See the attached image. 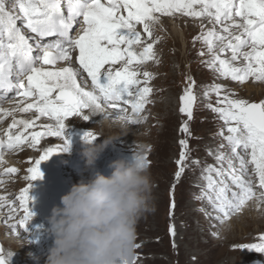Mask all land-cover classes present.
I'll return each instance as SVG.
<instances>
[{
  "label": "snow or ice",
  "instance_id": "1",
  "mask_svg": "<svg viewBox=\"0 0 264 264\" xmlns=\"http://www.w3.org/2000/svg\"><path fill=\"white\" fill-rule=\"evenodd\" d=\"M176 14L198 22L201 31L193 37L194 43L203 45L198 55L207 56L203 63L221 78L240 84L250 79L264 82V0H0V122L12 117L7 129L0 130V187H5L0 209L7 208L6 224L22 210V217L8 225L13 233L26 232L34 216L29 193L32 181L43 178L41 162L69 151L70 140L65 136L69 118L95 123L97 118L112 119L127 126L147 119L142 113L151 103L153 76L139 69L155 60L154 44L159 37L154 39V31L161 17ZM60 62L66 66H58ZM194 87L195 81L189 78L180 97L179 111L189 120L197 99ZM213 94L215 104L209 100L206 106L223 122L218 133L223 142L214 154L219 166L201 169L206 185L196 198L206 199L222 213L215 218L222 220L249 200L264 204V99L249 101L218 84L204 92L205 98ZM6 103L10 107L5 108ZM28 112L36 114L34 119L16 118V113ZM41 117L54 123L37 125ZM36 127L43 131L28 132ZM180 131L189 134L186 121ZM44 136L62 143L29 161L32 166L25 177L29 183L18 195L8 193L6 185L19 169L3 167L5 153H14L25 144L36 148ZM97 138L91 130L82 137L89 143ZM178 143L176 181L186 168L200 164L189 159L187 138ZM142 157L150 167L147 153ZM169 207L171 216L174 200ZM168 231L175 236L174 225ZM259 241L234 247L264 253V234ZM140 247L137 243L136 249ZM12 255L0 247V264H10ZM137 260L136 252L134 264Z\"/></svg>",
  "mask_w": 264,
  "mask_h": 264
},
{
  "label": "rangeland",
  "instance_id": "2",
  "mask_svg": "<svg viewBox=\"0 0 264 264\" xmlns=\"http://www.w3.org/2000/svg\"><path fill=\"white\" fill-rule=\"evenodd\" d=\"M205 24L207 25V21ZM172 28L176 29V32H173ZM200 31L198 22L193 18L179 14L175 17H161V25L154 31V39L159 37L154 44L155 60L148 61L139 69L141 72L148 71L153 76L149 82L152 88L149 97L151 103L146 105L142 113L147 117L143 123L127 126L112 119L102 121L97 118L96 123L79 117L68 119L65 136L69 137L70 148L65 152L66 157H57L58 152L50 159L41 162L40 170L43 178L32 181L29 194L33 198L30 207L34 216L29 223L31 226L26 225L30 233L27 232L23 236V231H20V234L13 235L9 232L8 226L13 220H9L7 225L4 223L5 216H0V247L3 248L4 253L11 252L13 254L11 257L16 256L17 262L12 258L11 264H44L47 253L46 248L43 247L46 246L47 240L53 241L48 231L46 237V230L49 228L48 218L52 208L59 205L60 197L64 194L61 185H65L66 181L72 185L88 180L85 175L89 168L84 172L83 167L86 165L85 157L81 160L84 164L79 165L78 168L74 164V158L77 154H81L79 153L81 149L84 150L88 146L82 137L90 130L98 136L95 144L103 143L105 137L117 138L104 148L107 152L106 156L110 155L115 160L131 159L134 150L140 153L146 152L150 161L154 211L144 214L136 226L137 243L141 245L136 249L137 264H227V262L264 264V253L234 247L260 242L259 237L264 234V204H258L254 199L249 200L239 211L228 218L218 220L215 217L217 215L222 217V213H217L206 199L196 198L201 195V188L206 185V181L201 177V169L205 165H216L214 154L223 142L218 135L223 122L206 106L209 100L215 104L216 96L213 94L210 98H205V90L212 84H218L240 98L259 101L264 99V82L250 79L240 84L221 78L203 63L208 57L198 55L203 45L200 41L194 43L193 37ZM189 78L195 81L193 91L197 97L190 120L179 111L180 97ZM3 106L10 107L7 103ZM87 111L85 110L86 113ZM35 115L34 112L16 113V118L34 119ZM11 120L12 117L5 119L7 125L5 128ZM185 121L189 126L187 135L180 131V126ZM46 123L52 121L46 117L36 121L37 125ZM28 131L30 133L43 129L36 127ZM184 138L188 140L189 159L197 160L200 164L186 168L182 177L176 181L175 161L179 158L180 152L178 142ZM41 142L36 148L25 144L14 153H5V157L12 155L13 160L8 161L3 167L15 166L19 169L18 174L14 175L6 185L8 193L18 195L29 183V180L25 179L29 175L27 169L32 166L29 161L38 159L44 149L62 143L60 139L49 136L42 137ZM61 152L64 154L63 151ZM103 157L105 156L99 157L95 164L99 165L102 174H107L105 170H108L112 159L105 160ZM224 167L226 168L227 164ZM76 170H81L80 174ZM88 172L89 176L93 174L89 170ZM59 176L63 178L57 180ZM173 184H175L174 189ZM4 191L5 187H0V195H3ZM172 200L175 201V208L171 209L170 216L169 206ZM22 214V210H18L15 221H18ZM170 224L175 227L174 237L168 231ZM36 225L39 227L37 228ZM234 227L238 228L234 229ZM40 230L45 234L40 238L43 243L38 242V239L35 240ZM23 237H28L32 242L28 243ZM38 245L40 248L38 256L41 260L35 262L33 257L38 254L35 250ZM233 250H236L235 253L230 252Z\"/></svg>",
  "mask_w": 264,
  "mask_h": 264
},
{
  "label": "clouds",
  "instance_id": "3",
  "mask_svg": "<svg viewBox=\"0 0 264 264\" xmlns=\"http://www.w3.org/2000/svg\"><path fill=\"white\" fill-rule=\"evenodd\" d=\"M116 139L85 142L86 168H93ZM109 168L110 175L97 171L87 181L72 184L52 208L47 231L53 245L44 264H134L136 226L154 211L153 181L140 152L112 161Z\"/></svg>",
  "mask_w": 264,
  "mask_h": 264
},
{
  "label": "bare ground",
  "instance_id": "4",
  "mask_svg": "<svg viewBox=\"0 0 264 264\" xmlns=\"http://www.w3.org/2000/svg\"><path fill=\"white\" fill-rule=\"evenodd\" d=\"M172 30H173V32L175 31L176 32V29H173L172 28ZM186 37V34H185V36H184V38ZM186 39V38H185ZM58 66H66V64H65V62H60L59 64H58ZM74 66L75 67H77V65L76 64H74ZM46 67H49V68H51L52 66H46ZM84 76L86 77V75L84 74ZM88 84L90 85V80H88ZM248 86V85H247ZM249 88H251V87H249ZM7 106V105H6ZM5 108H7V107H5ZM74 118V117H73ZM72 121V120H71ZM7 122V121H6ZM52 123H54V121H52ZM66 123H68V120L65 122V124ZM5 126H7V125H5V120L3 121V122H0V130H2V129H7V128H5ZM17 131V129H14L13 130V132H16ZM68 131V130H67ZM29 132V131H28ZM0 134H2V135H0V137H3V131H0ZM27 134V133H26ZM69 138V137H68ZM80 141V140H79ZM42 144H43V142H41ZM73 148H74V146H72ZM84 148V147H83ZM85 150V149H84ZM84 150L83 149H81L80 151H79V153H81V154H83V152H84ZM72 152V151H71ZM70 152V153H71ZM107 154V152H106V150H104L103 152H101L100 153V155H99V157H101V156H105V157H103V159L105 158V160H110V159H112L111 158V156L110 155H107L106 156V154ZM60 154H62V155H60ZM81 154H77V156H75V158H74V164H75V166L77 165V168H78V166L79 165H83L84 163H82V159H84V156L82 155L81 156ZM54 155H52V157H53ZM57 157H66L65 156V152H64V154L62 153V152H59L58 153V156ZM83 157V158H82ZM114 158H115V155H114ZM5 159H6V161L8 162H10L11 160H13V156L11 155L10 157H5ZM65 160H67V159H65ZM115 159H112V161H114ZM57 167H58V169H60V166H59V164L57 163ZM83 167H84V172L86 171L85 169H87L86 168V165H83ZM99 165H94V167L93 168H91V169H88L90 172H92L93 174L95 173V172H100V170H99ZM76 168V169H77ZM88 170L86 171V175H85V177H86V179H89V172H88ZM76 172H78V174H80L79 172H81V170L80 171H78V170H76ZM110 172H111V170H110ZM100 173H102V172H100ZM107 175H110V173H108ZM60 178H63L62 176L60 177H58L57 178V180H59ZM77 180V179H76ZM75 180V181H76ZM48 181H50V180H48ZM67 182V183H66ZM65 183V185L68 187V188H70L71 187V185L68 183V181H66ZM59 183L60 184H62V182L61 181H59ZM47 184V183H46ZM52 184V183H51ZM5 192V191H4ZM256 207H258V204H256ZM6 213H7V208H3V209H0V216H2V217H4L5 215H6ZM248 214V213H247ZM254 216V215H253ZM257 218V217H256ZM17 222V220L15 221V220H13V221H10V223L9 224H12V223H16ZM235 224V223H234ZM4 225H6V224H4ZM8 225V224H7ZM29 226H31V224H28ZM29 226H27V227H29ZM239 226V225H238ZM261 226V225H260ZM259 226V227H260ZM36 227L38 228L39 227V225H36ZM46 227V226H45ZM32 231L34 230V227L32 226ZM237 229L238 227H234V229ZM0 231H1V229H0ZM20 231H23L22 229L20 230ZM38 231V230H37ZM41 231V230H40ZM9 232H12L13 233V231H12V229L11 228H9ZM25 231H23V236L24 235H26V233L27 232H29L30 233V229H28L25 233H24ZM15 233H13V235H14ZM16 235V234H15ZM43 236H45V234L44 233H42V231L40 232V233H38V235H37V238H35V240L36 239H38L37 241L38 242H42L41 240H40V238L41 237H43ZM48 235H47V230H46V237H47ZM52 238V237H51ZM27 239H28V237H27ZM43 240V239H42ZM8 242V241H7ZM43 243V242H42ZM41 243V244H42ZM52 245H53V241L52 240H47L46 241V246L44 245V247L43 248H46V253L48 252V250L52 247ZM33 246H35V245H33ZM43 248H41V249H43ZM39 249V250H38ZM36 251H37V255L35 256V257H33V259H34V261L36 262L37 260H41V259H39L40 257L38 256L39 255V252H40V248H39V245H38V247L35 249ZM235 251L236 250H233V251H230V252H232V253H235ZM12 258H14V257H11V260H12ZM15 258H16V256H15ZM14 258V260L16 261V259ZM17 262V261H16ZM12 262L10 261V264H11ZM227 264H233V262H227Z\"/></svg>",
  "mask_w": 264,
  "mask_h": 264
},
{
  "label": "water",
  "instance_id": "5",
  "mask_svg": "<svg viewBox=\"0 0 264 264\" xmlns=\"http://www.w3.org/2000/svg\"><path fill=\"white\" fill-rule=\"evenodd\" d=\"M66 191H68V189H65Z\"/></svg>",
  "mask_w": 264,
  "mask_h": 264
}]
</instances>
